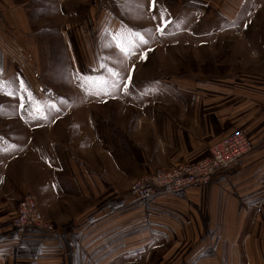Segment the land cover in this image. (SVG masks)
Here are the masks:
<instances>
[{"label": "crops", "instance_id": "0c3cea01", "mask_svg": "<svg viewBox=\"0 0 264 264\" xmlns=\"http://www.w3.org/2000/svg\"><path fill=\"white\" fill-rule=\"evenodd\" d=\"M55 1L0 0V62L19 84L5 90L23 92L0 113V264H264V0H189L180 9L188 35L154 63L170 82L159 92L172 97L134 104L126 129L112 115L100 124L94 112L77 132L43 122L38 55L14 50L31 43L34 13L54 11ZM104 1L71 3L82 5L81 43L93 53L97 28L113 16ZM115 6L117 22H136ZM236 131L252 151L207 185L146 201L129 191L137 178L205 158ZM25 194L54 223L50 236L7 224Z\"/></svg>", "mask_w": 264, "mask_h": 264}, {"label": "rangeland", "instance_id": "374dc122", "mask_svg": "<svg viewBox=\"0 0 264 264\" xmlns=\"http://www.w3.org/2000/svg\"><path fill=\"white\" fill-rule=\"evenodd\" d=\"M73 1L82 3V0H56L53 5L54 11L34 13L37 14L38 19L37 22H33V33L29 34L31 43L16 44L14 49L20 50L21 53L23 51L27 56L35 54L34 51L38 55L36 64L42 86L39 87L37 102L44 104H41L42 107L37 110L43 111V122L71 124L75 132L82 128V119L94 112L100 124L106 123L104 119L106 115H112L119 117L120 127L126 129L128 122H133L131 110L134 104L141 101L162 102L172 97L170 92H159L160 86L164 83L170 85V82L167 78H157L156 74L159 73L154 63L169 48L172 39L188 35L183 32V27L187 23L181 19L187 17L188 12L186 10L181 12L180 9L185 7V3L189 4L187 3L189 0H162V3L160 0L155 2L154 0L129 2L118 0V5L120 3L122 7H129L130 14L135 16V23L126 22V24H120L115 19L120 17L119 12L116 11L118 7L115 6L116 0H105L104 2L112 9L113 16L110 17L109 22L103 24V27L97 28V37L95 43H92L95 53L86 45L85 51L81 43L82 5L74 9L71 6ZM211 32L212 30L208 31L205 36L211 38L213 36ZM217 34L218 31L215 35ZM1 48L3 49L2 43L0 50ZM121 48L125 49L127 54ZM15 61L19 63V60ZM143 61L146 63L145 67H141ZM225 69L216 66L215 71L223 73ZM218 76L221 79L226 78L222 74ZM16 85L19 84L15 79L7 81L4 78V70L0 62V113L6 110L5 103L16 105L22 101L20 98L23 92L5 90V87L15 88ZM46 103L53 107L47 108ZM12 124L14 127L17 126L16 123L12 122ZM46 130L47 126L41 129L40 134L44 136ZM119 136H116L117 142ZM58 152L59 161L64 163L61 150L58 149ZM161 171L137 178L128 187ZM37 210L41 213L38 206ZM12 218L7 222L8 225L11 224ZM44 219L55 230L54 223L45 217ZM13 229L21 235L50 236L31 229L25 231H19L14 227Z\"/></svg>", "mask_w": 264, "mask_h": 264}, {"label": "built area", "instance_id": "2783aa9c", "mask_svg": "<svg viewBox=\"0 0 264 264\" xmlns=\"http://www.w3.org/2000/svg\"><path fill=\"white\" fill-rule=\"evenodd\" d=\"M252 149L253 145L246 134L236 131L211 145L204 159L173 164L133 183L129 191L138 200L145 201L161 195L180 194L197 185H207L216 174L238 163ZM11 225L19 231L31 229L44 235L55 232L54 227L38 212L36 201L29 195L19 200Z\"/></svg>", "mask_w": 264, "mask_h": 264}, {"label": "snow or ice", "instance_id": "6c2138e0", "mask_svg": "<svg viewBox=\"0 0 264 264\" xmlns=\"http://www.w3.org/2000/svg\"><path fill=\"white\" fill-rule=\"evenodd\" d=\"M154 2H155V0H154ZM162 31V30H161ZM120 45H118V47H119ZM121 50L122 51H125V54H127V52H126V50L125 49H123V48H121Z\"/></svg>", "mask_w": 264, "mask_h": 264}, {"label": "trees", "instance_id": "16d2710c", "mask_svg": "<svg viewBox=\"0 0 264 264\" xmlns=\"http://www.w3.org/2000/svg\"><path fill=\"white\" fill-rule=\"evenodd\" d=\"M56 150H58L57 147H56ZM60 164L63 165V162L60 161Z\"/></svg>", "mask_w": 264, "mask_h": 264}]
</instances>
